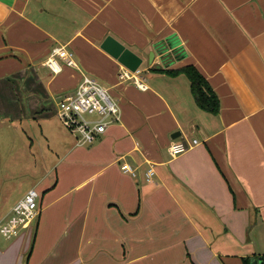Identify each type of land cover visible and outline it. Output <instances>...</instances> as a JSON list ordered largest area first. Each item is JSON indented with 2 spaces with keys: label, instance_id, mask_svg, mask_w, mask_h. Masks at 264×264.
<instances>
[{
  "label": "crops",
  "instance_id": "obj_1",
  "mask_svg": "<svg viewBox=\"0 0 264 264\" xmlns=\"http://www.w3.org/2000/svg\"><path fill=\"white\" fill-rule=\"evenodd\" d=\"M109 36L142 59L147 90L118 82L122 65L100 48ZM167 38L176 53L162 57ZM59 46L78 67L57 78L44 63ZM189 65L217 97L216 115L197 107L185 75L163 71ZM82 74L107 90L120 121L90 146L61 140L78 151L80 174L64 193L39 197L36 225L57 220L60 251L35 239L26 264H242L264 254V0H0V99L43 108ZM173 140L190 148L173 158ZM23 232L0 249V264L23 263ZM69 238L82 248L75 256Z\"/></svg>",
  "mask_w": 264,
  "mask_h": 264
},
{
  "label": "rangeland",
  "instance_id": "obj_2",
  "mask_svg": "<svg viewBox=\"0 0 264 264\" xmlns=\"http://www.w3.org/2000/svg\"><path fill=\"white\" fill-rule=\"evenodd\" d=\"M65 68L63 67L62 73ZM39 75L45 79L44 82L51 78L47 70ZM64 75L65 73H60V76H56L60 78ZM50 76L54 77L52 74ZM61 98H49L43 104V108L35 110L34 104L29 106L21 96L18 100L15 96L5 94L0 99V217L7 215L29 189L34 188L39 197L57 196L70 189L75 177L80 174L73 169L79 167L77 166L79 162L75 159L78 151L74 155L70 154L69 147H64L61 143L64 138L74 142L73 137L63 130L56 117V105ZM87 174L89 173L86 172L82 176ZM51 192H54L52 196ZM43 218L38 233H36L38 218L33 221L30 230H24L22 233L23 238L28 237V245L22 255V264H26L35 239L42 240L46 245L44 248L46 251L48 249L49 252L60 251L57 248V241L60 238L57 232V220L52 221L46 216ZM13 239L7 240L0 235V249H4L3 247ZM74 241L75 238H69L67 243L69 244L67 246H70L67 247L70 256H75L77 251L82 249L75 247ZM71 243L73 246L70 245ZM51 244L56 246L50 247ZM84 249L83 247V251ZM11 254L7 253L8 256Z\"/></svg>",
  "mask_w": 264,
  "mask_h": 264
},
{
  "label": "built area",
  "instance_id": "obj_3",
  "mask_svg": "<svg viewBox=\"0 0 264 264\" xmlns=\"http://www.w3.org/2000/svg\"><path fill=\"white\" fill-rule=\"evenodd\" d=\"M44 65L54 76L62 73L63 67H78L73 52L63 46L54 47ZM117 80L119 83L130 82L140 91L147 90L139 69L131 72L120 66ZM56 117L63 130L74 138L75 145L84 147L94 144L111 125L119 123L120 110L107 90L95 78L82 74L76 87L62 96L57 103ZM195 144L197 142L193 140L191 146ZM189 148L186 142L173 140L168 152L175 158L184 154ZM120 168L123 173L135 176V171L129 165L123 164ZM153 175L154 171L148 169L145 180L151 182ZM38 200L39 195L36 190L29 189L12 207L10 214L0 220V235L9 240L30 228L39 213Z\"/></svg>",
  "mask_w": 264,
  "mask_h": 264
},
{
  "label": "trees",
  "instance_id": "obj_4",
  "mask_svg": "<svg viewBox=\"0 0 264 264\" xmlns=\"http://www.w3.org/2000/svg\"><path fill=\"white\" fill-rule=\"evenodd\" d=\"M174 43V41L171 39ZM176 53V52H175ZM182 57V54L179 55ZM160 71V70H158ZM169 76L183 74L189 81L190 93L197 107L207 113L216 115L219 112V102L205 78L192 66H185L178 70L166 71ZM253 260H260L259 264H264V254L254 258H242V264H252Z\"/></svg>",
  "mask_w": 264,
  "mask_h": 264
},
{
  "label": "water",
  "instance_id": "obj_5",
  "mask_svg": "<svg viewBox=\"0 0 264 264\" xmlns=\"http://www.w3.org/2000/svg\"><path fill=\"white\" fill-rule=\"evenodd\" d=\"M176 45L171 41L170 38H167L165 40L164 44H159L157 47V50L155 52L159 54H163L162 57H166L168 51L175 52L174 50ZM100 48L107 53L109 56H111L113 59H115L120 65L125 67L131 72L136 71L142 64V59L131 52L130 50L126 49L124 46H122L119 42H117L112 37H106L104 41L102 42ZM155 52L151 51L148 54L147 63L151 65ZM166 59V58H165ZM179 134H175L172 136L173 139L178 138ZM260 262V260H258ZM258 262V264H259ZM252 264H256V262H253Z\"/></svg>",
  "mask_w": 264,
  "mask_h": 264
}]
</instances>
